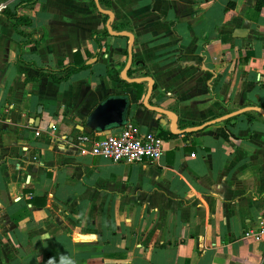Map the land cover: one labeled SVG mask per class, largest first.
Wrapping results in <instances>:
<instances>
[{
  "label": "crops",
  "instance_id": "obj_1",
  "mask_svg": "<svg viewBox=\"0 0 264 264\" xmlns=\"http://www.w3.org/2000/svg\"><path fill=\"white\" fill-rule=\"evenodd\" d=\"M29 1L0 0V264H264L262 116L175 134L143 104L148 82L122 80L129 39L103 34L94 0L24 4L31 24L18 32L5 11ZM99 2L133 34L128 76L153 79L148 102L177 129L264 108L260 0ZM76 51L88 66L54 81ZM111 95L129 99L124 125L164 139L159 160L113 162L78 144L122 127L85 125Z\"/></svg>",
  "mask_w": 264,
  "mask_h": 264
},
{
  "label": "water",
  "instance_id": "obj_2",
  "mask_svg": "<svg viewBox=\"0 0 264 264\" xmlns=\"http://www.w3.org/2000/svg\"><path fill=\"white\" fill-rule=\"evenodd\" d=\"M96 8L103 14L108 16L107 22H106V29L107 32L110 35L113 36H123L127 37L129 39L128 43V59L125 67L121 71V78L122 80L128 82V83H141V82H148V89L147 93L143 99V104L147 107H152L156 112L166 114L172 119V132L175 134H183L185 132H193L203 129L206 126H209L211 124L222 122L225 120H228L232 117L238 116L240 114L246 113V112H256L259 115L262 116L264 119V108L260 106H245L240 109L234 110L232 112L226 113L218 118H215L213 120H210L206 123H203L202 125L194 126V127H188L185 129H177L176 121H177V115L173 113L170 110L162 109L157 106H151L148 102L150 99L151 93L153 91L154 81L149 76H142V77H129L127 72L132 64V44L134 41L133 34L129 31H115L112 28L111 22L114 19V14L111 10L105 9L100 5L99 0H94ZM246 29H236L234 36L235 37H244L246 36ZM130 102L127 96L125 95H111L106 97L87 117L86 119V127H88L90 130L95 131H106L111 127H120L123 126L126 123L127 120V114L129 111Z\"/></svg>",
  "mask_w": 264,
  "mask_h": 264
},
{
  "label": "built area",
  "instance_id": "obj_3",
  "mask_svg": "<svg viewBox=\"0 0 264 264\" xmlns=\"http://www.w3.org/2000/svg\"><path fill=\"white\" fill-rule=\"evenodd\" d=\"M34 134L38 136L40 131L35 130ZM78 144L82 147L88 144L85 148L91 154L113 162H154L164 153V139L158 133L140 132L132 124H126L116 132L95 139H91L89 135H81L78 137ZM260 223L264 232V222Z\"/></svg>",
  "mask_w": 264,
  "mask_h": 264
},
{
  "label": "trees",
  "instance_id": "obj_4",
  "mask_svg": "<svg viewBox=\"0 0 264 264\" xmlns=\"http://www.w3.org/2000/svg\"><path fill=\"white\" fill-rule=\"evenodd\" d=\"M37 0H30L29 2H21L18 7L16 8L15 12L11 13L9 11H5V14L14 19L16 21V24H15V30L18 31V27L20 25H30L31 24V20L29 18H27L26 16H23V15H19L17 13L18 11V8L23 6L24 4H31V3H35ZM93 5H95L94 2H92ZM264 4V0H260L259 4H258V7L260 8L262 5ZM107 18V16H105V19ZM20 32V31H18ZM105 35H108V32L107 30L104 31ZM103 35V36H105ZM92 37L94 39H97V37H99L98 34L94 33L92 34ZM101 45V43L99 44ZM85 54L87 56H89L90 53H88V51L85 52ZM62 64V71H66V76L64 78H57L54 74H51L50 76L53 78L54 81L56 82H59L61 80H67L73 73L79 71V70H82L84 68H86L88 66V64L86 63V61H84L83 59V56L81 55V51H76L74 53V59H73V62L71 63H61ZM107 74L109 76V78L113 81H122L120 78H119V71L112 68V67H108L107 69ZM131 74V71H129V75ZM135 86H138L139 87V84H134ZM139 95H141V90H139ZM246 116L248 117V119L252 120L254 117H255V114L249 112V113H246ZM231 120V119H230ZM228 120V121H230Z\"/></svg>",
  "mask_w": 264,
  "mask_h": 264
},
{
  "label": "clouds",
  "instance_id": "obj_5",
  "mask_svg": "<svg viewBox=\"0 0 264 264\" xmlns=\"http://www.w3.org/2000/svg\"><path fill=\"white\" fill-rule=\"evenodd\" d=\"M50 264H51V262H50Z\"/></svg>",
  "mask_w": 264,
  "mask_h": 264
}]
</instances>
